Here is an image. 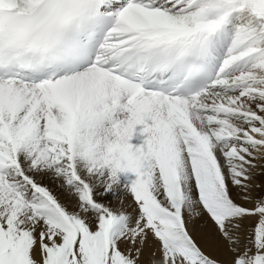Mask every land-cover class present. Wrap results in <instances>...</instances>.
<instances>
[{"label": "snow or ice", "instance_id": "6c2138e0", "mask_svg": "<svg viewBox=\"0 0 264 264\" xmlns=\"http://www.w3.org/2000/svg\"><path fill=\"white\" fill-rule=\"evenodd\" d=\"M0 264H264V0H0Z\"/></svg>", "mask_w": 264, "mask_h": 264}]
</instances>
